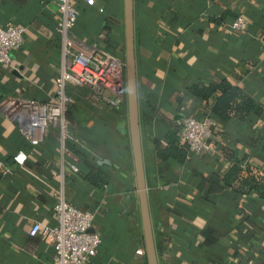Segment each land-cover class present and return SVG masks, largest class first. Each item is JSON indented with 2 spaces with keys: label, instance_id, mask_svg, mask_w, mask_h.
I'll use <instances>...</instances> for the list:
<instances>
[{
  "label": "crops",
  "instance_id": "1",
  "mask_svg": "<svg viewBox=\"0 0 264 264\" xmlns=\"http://www.w3.org/2000/svg\"><path fill=\"white\" fill-rule=\"evenodd\" d=\"M73 2L79 10L70 33L76 48L110 52L124 62L123 0ZM133 6L158 264H264V200L255 193L235 194L222 180L230 168L226 152L264 177V0H133ZM238 17L247 22L243 32L230 28ZM57 20L55 0H0L1 25L25 28L22 46L10 54L8 66H0V101L55 98V80L69 63ZM224 79L254 100L250 122L217 121L213 154L188 153L184 164L158 160L155 142L164 146L169 131L178 137L186 117L209 115L213 102L196 99L188 89ZM68 89L73 98L65 115L68 132L81 145H62L58 129L51 128L32 146L0 113V163L9 171H0V264H56L51 243L29 232L35 222L41 229L56 224L53 194L61 188L70 205L95 213L92 231L101 244L85 264H147L128 126L122 127L114 108L93 106ZM20 152L23 165L13 160ZM97 168L110 176L100 187L87 181Z\"/></svg>",
  "mask_w": 264,
  "mask_h": 264
},
{
  "label": "built area",
  "instance_id": "2",
  "mask_svg": "<svg viewBox=\"0 0 264 264\" xmlns=\"http://www.w3.org/2000/svg\"><path fill=\"white\" fill-rule=\"evenodd\" d=\"M90 3L92 0H84ZM58 12L56 28L60 35L62 51L68 56L67 67L55 80V98L49 102H39L31 98H5L0 101V113L17 125L18 131L32 146L43 142L51 128L59 131L62 145L67 141L80 144L68 132L65 115L73 103L68 87L81 93L93 106L120 109L125 103L124 63L110 52L95 49L76 48L70 33L78 20L79 11L73 0H55ZM247 22L238 17L230 28L243 32ZM25 28L8 23H0V66H8L10 54L17 51L24 42ZM217 121L208 116L186 117L178 131V141L191 154H213L216 149L211 144ZM14 162L23 165L25 155L18 153ZM77 172L75 166H71ZM0 171L8 173L0 163ZM58 178H63L62 174ZM56 224L41 229L35 222L29 232L30 237L41 233L52 245L56 264H85L101 244L97 233L92 231L95 213L82 212L70 205L61 190L53 194Z\"/></svg>",
  "mask_w": 264,
  "mask_h": 264
},
{
  "label": "trees",
  "instance_id": "3",
  "mask_svg": "<svg viewBox=\"0 0 264 264\" xmlns=\"http://www.w3.org/2000/svg\"><path fill=\"white\" fill-rule=\"evenodd\" d=\"M70 92L69 94H71ZM188 93L203 102L211 100L213 103L207 116L218 121L222 126L233 123L248 124L256 107L251 97L225 79L201 87L192 85L188 89ZM115 110H118L116 112L119 114V109ZM164 142V146H160L155 142L154 152L156 158L163 162L173 160L178 164H184L189 152L185 145L179 143L176 134L172 131L167 132L164 136ZM224 156L230 163V168L222 179L224 185L231 188L235 194L255 193L259 200H264L263 175L257 171L242 168L243 160H239L233 152H226ZM102 165H106L105 162ZM109 177L108 173H104L100 168H97L94 169L93 173L88 174L87 181L92 186L100 187L107 184Z\"/></svg>",
  "mask_w": 264,
  "mask_h": 264
},
{
  "label": "water",
  "instance_id": "4",
  "mask_svg": "<svg viewBox=\"0 0 264 264\" xmlns=\"http://www.w3.org/2000/svg\"><path fill=\"white\" fill-rule=\"evenodd\" d=\"M133 7V0H123L124 74L127 126L146 263L158 264L148 203L140 129Z\"/></svg>",
  "mask_w": 264,
  "mask_h": 264
},
{
  "label": "rangeland",
  "instance_id": "5",
  "mask_svg": "<svg viewBox=\"0 0 264 264\" xmlns=\"http://www.w3.org/2000/svg\"><path fill=\"white\" fill-rule=\"evenodd\" d=\"M124 63V62H123ZM116 111H118V110H116ZM120 112H119V119L122 121V127L124 128V129H127V112H126V98H125V103H124V105L120 108V110H119ZM120 120H119V123H118V125H120L121 124V122H120ZM126 131V130H125ZM128 133V132H127ZM129 142V141H128Z\"/></svg>",
  "mask_w": 264,
  "mask_h": 264
}]
</instances>
